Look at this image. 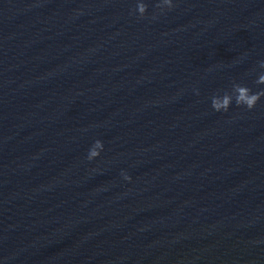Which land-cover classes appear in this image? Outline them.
Instances as JSON below:
<instances>
[{"label":"water","instance_id":"95a60500","mask_svg":"<svg viewBox=\"0 0 264 264\" xmlns=\"http://www.w3.org/2000/svg\"><path fill=\"white\" fill-rule=\"evenodd\" d=\"M0 264H264V0H0Z\"/></svg>","mask_w":264,"mask_h":264}]
</instances>
